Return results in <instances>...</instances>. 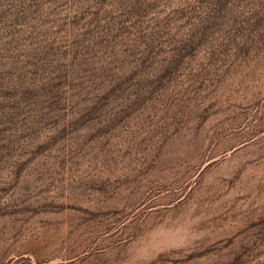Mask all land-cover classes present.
I'll list each match as a JSON object with an SVG mask.
<instances>
[{"label": "rangeland", "instance_id": "374dc122", "mask_svg": "<svg viewBox=\"0 0 264 264\" xmlns=\"http://www.w3.org/2000/svg\"><path fill=\"white\" fill-rule=\"evenodd\" d=\"M0 264H264V0H0Z\"/></svg>", "mask_w": 264, "mask_h": 264}]
</instances>
